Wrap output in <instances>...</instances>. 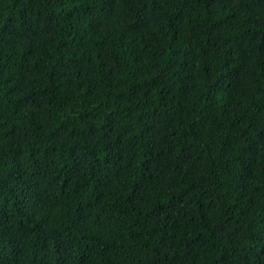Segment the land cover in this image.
<instances>
[{
	"label": "trees",
	"instance_id": "obj_1",
	"mask_svg": "<svg viewBox=\"0 0 264 264\" xmlns=\"http://www.w3.org/2000/svg\"><path fill=\"white\" fill-rule=\"evenodd\" d=\"M0 264H264V0H0Z\"/></svg>",
	"mask_w": 264,
	"mask_h": 264
}]
</instances>
